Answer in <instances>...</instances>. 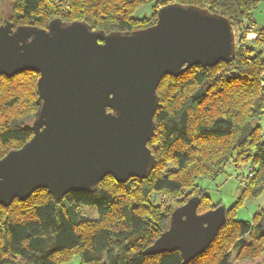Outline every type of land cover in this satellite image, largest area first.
I'll use <instances>...</instances> for the list:
<instances>
[{
	"label": "trees",
	"instance_id": "trees-1",
	"mask_svg": "<svg viewBox=\"0 0 264 264\" xmlns=\"http://www.w3.org/2000/svg\"><path fill=\"white\" fill-rule=\"evenodd\" d=\"M263 0H0V25L46 28L51 20L84 21L92 29L132 31L156 23L170 3L207 7L229 18L244 40L231 61L195 65L165 75L157 89L155 131L148 146L155 155L147 178L118 182L105 176L96 188L56 198L46 188L9 206L0 204V264H184L178 250L155 255L144 250L165 232L175 208L198 197V213L214 209L202 179L216 180L226 166L248 164L242 191L229 208L214 241L187 264H262L264 206L249 220L237 218L247 199L264 194V27L253 11ZM6 5L8 12L3 13ZM143 5L151 13L134 12ZM248 23V24H246ZM235 70L223 79L219 73ZM39 73L0 77V158L34 134Z\"/></svg>",
	"mask_w": 264,
	"mask_h": 264
},
{
	"label": "water",
	"instance_id": "water-1",
	"mask_svg": "<svg viewBox=\"0 0 264 264\" xmlns=\"http://www.w3.org/2000/svg\"><path fill=\"white\" fill-rule=\"evenodd\" d=\"M237 52L229 18L195 4L170 3L155 24L132 31L95 30L84 21L46 28L0 25V77L39 73L33 136L0 158V204L40 188L56 198L89 191L107 175L147 178L156 158L157 93L165 75L215 66ZM199 198L177 207L169 228L144 250H178L187 264L225 224L226 207L198 213Z\"/></svg>",
	"mask_w": 264,
	"mask_h": 264
},
{
	"label": "rangeland",
	"instance_id": "rangeland-1",
	"mask_svg": "<svg viewBox=\"0 0 264 264\" xmlns=\"http://www.w3.org/2000/svg\"><path fill=\"white\" fill-rule=\"evenodd\" d=\"M2 10L4 14L8 12V8L6 7V5ZM150 13L151 6L143 5L142 7L138 8L133 15L136 18H143ZM253 15L257 27H264V0L261 1L257 8H255V10L253 11ZM262 124L264 127V119L262 121ZM249 166L248 164L243 165L242 163L238 164L237 162L230 163L226 166V172L216 180H209L204 178L198 183L200 187L205 189L206 193L210 195L214 203L222 202L225 207L229 208L241 194L242 186L244 184L241 181L242 179L245 180L247 178L248 173L246 172ZM263 206L264 194L259 199H247L243 202L241 208L238 209L237 218L242 220H249L252 218L253 214ZM70 264H80L79 259H73ZM262 264H264V261L262 262Z\"/></svg>",
	"mask_w": 264,
	"mask_h": 264
},
{
	"label": "built area",
	"instance_id": "built-area-1",
	"mask_svg": "<svg viewBox=\"0 0 264 264\" xmlns=\"http://www.w3.org/2000/svg\"><path fill=\"white\" fill-rule=\"evenodd\" d=\"M234 31H235V36H236V46L237 48L240 46V45H244L245 41L244 40H255L259 37V34L255 31V30H249L248 32H246L245 34H239L237 32V30L234 28ZM242 37H244L242 39ZM219 77L223 78V79H226V78H231V77H236L238 76V72L235 71V70H232V71H229V72H225V73H219L218 74ZM262 85H264V81H262ZM250 171L248 172L250 176H252V168L249 169Z\"/></svg>",
	"mask_w": 264,
	"mask_h": 264
}]
</instances>
